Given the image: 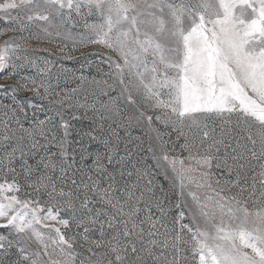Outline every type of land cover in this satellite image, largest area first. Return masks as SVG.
<instances>
[{
    "label": "snow or ice",
    "instance_id": "obj_1",
    "mask_svg": "<svg viewBox=\"0 0 264 264\" xmlns=\"http://www.w3.org/2000/svg\"><path fill=\"white\" fill-rule=\"evenodd\" d=\"M0 24V264H264V0Z\"/></svg>",
    "mask_w": 264,
    "mask_h": 264
},
{
    "label": "rangeland",
    "instance_id": "obj_2",
    "mask_svg": "<svg viewBox=\"0 0 264 264\" xmlns=\"http://www.w3.org/2000/svg\"><path fill=\"white\" fill-rule=\"evenodd\" d=\"M4 25L0 24V28H2ZM3 39V38H0ZM41 47H49L48 45H41ZM41 56H48L49 53L47 52H41ZM77 56H79V53H76ZM81 61L79 60H71V61H64V64L69 68H79ZM87 71V69L85 70ZM5 74L0 73V84H13L15 82V78L13 79H6L4 78ZM21 96L25 95L24 93H20ZM0 98H3V93H0ZM138 134V133H134Z\"/></svg>",
    "mask_w": 264,
    "mask_h": 264
}]
</instances>
